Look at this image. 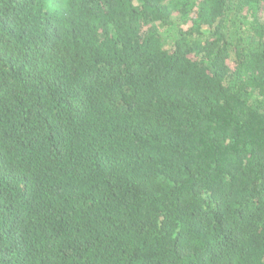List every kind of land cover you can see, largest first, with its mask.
Returning a JSON list of instances; mask_svg holds the SVG:
<instances>
[{"label": "trees", "instance_id": "1", "mask_svg": "<svg viewBox=\"0 0 264 264\" xmlns=\"http://www.w3.org/2000/svg\"><path fill=\"white\" fill-rule=\"evenodd\" d=\"M0 264H264V0H0Z\"/></svg>", "mask_w": 264, "mask_h": 264}]
</instances>
